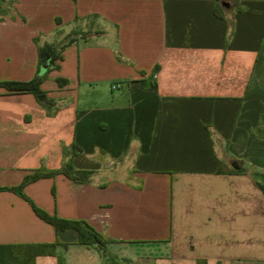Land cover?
<instances>
[{
    "label": "crops",
    "instance_id": "crops-1",
    "mask_svg": "<svg viewBox=\"0 0 264 264\" xmlns=\"http://www.w3.org/2000/svg\"><path fill=\"white\" fill-rule=\"evenodd\" d=\"M70 40L43 99L0 87V264L55 242L9 189L65 164L22 193L111 242L33 264H264V0H0V83Z\"/></svg>",
    "mask_w": 264,
    "mask_h": 264
},
{
    "label": "trees",
    "instance_id": "trees-1",
    "mask_svg": "<svg viewBox=\"0 0 264 264\" xmlns=\"http://www.w3.org/2000/svg\"><path fill=\"white\" fill-rule=\"evenodd\" d=\"M70 42L71 40L66 43L57 42L51 45L43 44L39 46L37 53L38 73L35 75V77L28 82H3L0 83V87L4 88L8 92L31 93L36 99H43L45 94L40 89V84L44 81V79H46L47 74L51 70L57 68L55 63L57 60H61V51ZM240 171V169L230 170L232 173H238ZM58 173L63 174L74 183L80 184L87 180L91 172L74 170L69 164H65L60 170L56 171L38 169L33 174L26 176L19 186L9 189L24 198L30 204L34 214L41 220L50 224L54 228L56 234V240L51 244L13 246V264H21L22 261H27V264H33L34 258L36 256L54 255L57 246L66 247L71 243L61 239V235L67 231H73L75 233L74 243L95 246L103 253H105L107 245L111 242L108 237L97 232L94 228L83 221H68L47 216L42 210L34 206L22 193V189L29 183H32L43 177L54 176ZM219 173H221L220 170ZM253 178L255 179L259 190L264 195V173L254 172ZM22 252L25 253L21 257L20 255ZM111 262L114 264L112 260ZM59 264H61L60 261Z\"/></svg>",
    "mask_w": 264,
    "mask_h": 264
},
{
    "label": "built area",
    "instance_id": "built-area-1",
    "mask_svg": "<svg viewBox=\"0 0 264 264\" xmlns=\"http://www.w3.org/2000/svg\"><path fill=\"white\" fill-rule=\"evenodd\" d=\"M111 88H112V89H115V88H117V85H113Z\"/></svg>",
    "mask_w": 264,
    "mask_h": 264
}]
</instances>
